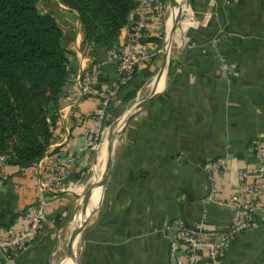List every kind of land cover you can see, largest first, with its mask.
I'll use <instances>...</instances> for the list:
<instances>
[{"label": "crops", "instance_id": "crops-1", "mask_svg": "<svg viewBox=\"0 0 264 264\" xmlns=\"http://www.w3.org/2000/svg\"><path fill=\"white\" fill-rule=\"evenodd\" d=\"M159 1L165 14L150 26L145 43L161 51L169 43L166 79L116 142L102 201L79 234L75 264H168V243L176 237L173 222L220 232L237 214L232 207L203 202L211 188L205 164L222 165L211 176L218 199L227 203L239 198L241 181L252 180L254 148L264 150V0ZM182 2L186 19L172 32L176 5ZM50 4L60 28L70 27L63 45L72 73L57 103L56 128L44 156L26 171L2 169L8 179L0 188V229L27 226L35 199L32 178L46 155L62 149L65 157L77 156L67 181L74 186L55 193L36 238L24 250L0 255V264H63L68 259V221L82 193L80 184L98 160L96 148L86 145V133L97 128L99 95L111 91L116 80L108 52L84 43L76 12L58 0ZM122 40L123 29L117 43ZM161 55L128 88L139 85L154 66L160 70ZM218 56L228 66L224 78ZM96 65L101 66L97 93L82 96L81 76ZM126 89L111 102L101 130ZM255 201L264 205V192ZM227 247L216 263L201 252L199 264H264V225L231 237Z\"/></svg>", "mask_w": 264, "mask_h": 264}, {"label": "trees", "instance_id": "trees-1", "mask_svg": "<svg viewBox=\"0 0 264 264\" xmlns=\"http://www.w3.org/2000/svg\"><path fill=\"white\" fill-rule=\"evenodd\" d=\"M39 1L0 0V155L19 169L33 167L46 153L72 73L62 29L50 12L40 11ZM58 2L76 12L84 43L106 51L136 7L134 0ZM127 91L121 102L130 99Z\"/></svg>", "mask_w": 264, "mask_h": 264}, {"label": "built area", "instance_id": "built-area-1", "mask_svg": "<svg viewBox=\"0 0 264 264\" xmlns=\"http://www.w3.org/2000/svg\"><path fill=\"white\" fill-rule=\"evenodd\" d=\"M136 2L133 16L123 28V40L116 43L108 50L109 63L116 69V80L111 91L100 94V104L93 120L94 131L86 133V145L94 147L95 142L101 136V123L105 120L107 111L116 94L129 86L137 72L143 71L162 54L158 48L148 47L145 43L146 32L150 26L157 23L165 14V6L159 0H134ZM44 13V12H43ZM45 14V13H44ZM186 15L179 19L185 20ZM192 16L188 15L190 20ZM70 31V27L62 29L63 33ZM215 49V44L212 43ZM90 46V45H89ZM91 47V46H90ZM221 78H224L228 66L221 57H217ZM100 65L94 66L85 72L80 79L82 96H94L96 94L94 83L100 74ZM80 120V118H79ZM54 130H51L54 133ZM256 167L252 172L251 182H240L237 186L239 198L227 203L218 199V192L214 186L211 173L222 165L218 162H209L204 166L211 186L204 203L213 206H228L236 209L237 214L231 222L224 226L220 232L207 230L202 225L190 228L181 221H175L171 228L176 232V237L168 243V264H199L200 254L205 253L212 263H216L227 250L229 239L246 230H257L264 225V205L257 203L255 199L264 192V150L256 146L254 148ZM77 156L65 157L63 150L58 149L44 157V162L36 169L32 178L35 190V199L29 207L27 226L21 229H0V255L6 256L10 252L24 250L27 244L32 242L41 227L47 222V212L55 193L65 192L73 187L68 183V175L72 172ZM7 158L0 155V188L5 184L8 175L2 169L8 166ZM35 166V165H34ZM19 169L26 171L29 169ZM248 172H240L238 176H245Z\"/></svg>", "mask_w": 264, "mask_h": 264}, {"label": "rangeland", "instance_id": "rangeland-1", "mask_svg": "<svg viewBox=\"0 0 264 264\" xmlns=\"http://www.w3.org/2000/svg\"><path fill=\"white\" fill-rule=\"evenodd\" d=\"M47 3H50V0L44 1V0H40L39 1V9L40 11L46 13H49L50 11H52V6L51 4L47 7ZM182 14V13H181ZM185 14H182L181 17L183 18ZM180 24V23H179ZM178 26V25H177ZM176 26V27H177ZM175 27V28H176ZM162 56V55H161ZM161 57L158 58L157 62L160 63ZM161 64V63H160ZM159 64V65H160ZM156 65V64H155ZM159 66H154L152 72H150L149 74H147L146 78L141 81L139 83V85H136L135 88H129V91H127V94H130V99L126 100L125 102H121L118 105L115 106V108L113 110H111L110 112V117H108V119L103 123V127L104 129L101 131V136L100 138L95 142L94 147L96 148V153L98 154V160L96 161L95 165H94V169H90L86 172L84 179L81 182V186L82 187V193L78 196L77 200H76V207H75V212L73 213V215H71L69 221H68V228H67V235L66 238L68 239L71 233V231L73 232L74 230H72L73 226L74 228H76V226H78L80 223H82L85 219H87L90 214L97 210V206L98 203L100 201L102 192H103V188H101L100 186V181H101V177H102V173L104 171V167H105V162H106V155L109 152H105L107 146L110 143V148L113 147V144H116V141L120 138V136L122 135L124 129L126 128V125L124 128H122V124L119 123L120 119L124 116L129 114V112L133 109V112H135L137 108V104L138 102H142L145 99H147V97H149V95L151 94V86H153V82L158 74V70ZM129 86L125 87L128 88ZM126 94V95H127ZM142 111V110H141ZM136 117V116H135ZM134 117V118H135ZM134 118L130 121L132 122L134 120ZM119 120V121H118ZM118 121L115 130L113 131L112 137L115 136L114 140H111V137L109 140L108 136H110V134L112 133V125L115 124V122ZM117 131V133H116ZM104 147V151H101V148ZM104 158V160L102 161V159ZM98 162L101 163V168L102 170L97 171L95 166L96 164H98ZM99 163V164H100ZM96 174H99V185H98V193L95 199L94 204H90V199L92 197V193H93V189H92V184H93V179L96 176ZM90 189V193L89 196L86 198L85 197L88 195V191ZM85 201V202H84ZM84 204V205H83ZM75 221V223H74ZM66 239V241H67ZM71 262V263H70ZM63 264H74V262L71 261V259H67L65 262H63Z\"/></svg>", "mask_w": 264, "mask_h": 264}, {"label": "water", "instance_id": "water-1", "mask_svg": "<svg viewBox=\"0 0 264 264\" xmlns=\"http://www.w3.org/2000/svg\"><path fill=\"white\" fill-rule=\"evenodd\" d=\"M183 4L184 3L182 2L181 4L176 5V13H175L174 18H173L172 32L175 30L176 25L179 23L178 21L180 19V13L182 11ZM168 54H169V43H167L163 47V50H162V56H161V63L162 64H161V68H160V70H159V72H158V74L156 76V78L159 81L162 80L164 82L165 79H166L167 69H168V63H167ZM158 90H159V88L156 87V89L151 91V94L149 95V97H147V99H145L142 102H138L137 104H135L137 106L140 105V107L138 109H136L134 113L131 114V112H132V110H131L129 112V114L124 115L120 119L119 123L122 124V126H123L122 128H124L125 125L128 124L136 116V114L139 111H141V109H144L145 107H147L156 98V96L158 95V92H159ZM118 121H116L115 124L112 125L113 126L112 130H111L112 133L110 134V136H108L107 140H109L110 137H111V140H114L115 136L112 137V134H113V131L115 130L116 125L118 124L117 123ZM115 146H116V144L115 145L113 144V147L109 149V152L106 155V162H105V167H104L105 169H104V171L102 173V177H101V181H100L101 188L103 187V185L105 183V179H106L108 171L110 169L109 166H110L112 157H113V155L115 153V149H116ZM89 193H90V189L88 191V195L85 197V200L89 196ZM102 197H103V192H102V195H101V198H100V201L98 203L97 208L99 207V205H100V203L102 201ZM97 210L93 211L87 219H85L82 223H80L78 226H76V228H74V231L72 232L71 236L69 237L68 244H67V251H68L67 252V258L71 259L72 262H74V264H75L76 256H77V252H78L77 251V244H78L79 234L83 231V228H84L85 223L87 222V220H89V218L91 216H93L97 212Z\"/></svg>", "mask_w": 264, "mask_h": 264}, {"label": "bare ground", "instance_id": "bare-ground-1", "mask_svg": "<svg viewBox=\"0 0 264 264\" xmlns=\"http://www.w3.org/2000/svg\"><path fill=\"white\" fill-rule=\"evenodd\" d=\"M157 83H159V80L156 78L155 79V81L153 82V86H151V90H154V89H156V87H158L159 86V84H157ZM158 85V86H157ZM140 105H138L137 106V108L139 107ZM132 112H133V110H132ZM132 112H131V114H132ZM118 126V125H117ZM118 128H119V126H118ZM117 133V132H116ZM109 149H110V143H109V145L107 146V148H106V150H105V152L107 153L108 151H109ZM101 151L103 152L104 151V147H102L101 148ZM104 160V158L102 159V161ZM100 162H98V164H96V166H95V168H96V170L97 171H99V170H102V168H101V163L99 164ZM98 185H99V174H96V176L94 177V179H93V184H92V189H93V193H92V197H91V199H90V204L92 205V204H94V202H95V199H96V196H97V193H98ZM72 261V260H71ZM71 263V262H70Z\"/></svg>", "mask_w": 264, "mask_h": 264}]
</instances>
